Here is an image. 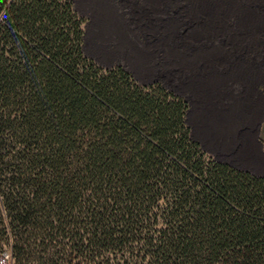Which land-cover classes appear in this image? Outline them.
<instances>
[{
    "label": "trees",
    "instance_id": "obj_1",
    "mask_svg": "<svg viewBox=\"0 0 264 264\" xmlns=\"http://www.w3.org/2000/svg\"><path fill=\"white\" fill-rule=\"evenodd\" d=\"M81 23L69 0H0L12 264H264V176L207 155L182 98L84 56Z\"/></svg>",
    "mask_w": 264,
    "mask_h": 264
},
{
    "label": "crops",
    "instance_id": "obj_2",
    "mask_svg": "<svg viewBox=\"0 0 264 264\" xmlns=\"http://www.w3.org/2000/svg\"><path fill=\"white\" fill-rule=\"evenodd\" d=\"M81 50L186 103L212 158L264 176V0H69Z\"/></svg>",
    "mask_w": 264,
    "mask_h": 264
},
{
    "label": "built area",
    "instance_id": "obj_3",
    "mask_svg": "<svg viewBox=\"0 0 264 264\" xmlns=\"http://www.w3.org/2000/svg\"><path fill=\"white\" fill-rule=\"evenodd\" d=\"M12 256L9 247L4 244L0 247V264H12Z\"/></svg>",
    "mask_w": 264,
    "mask_h": 264
},
{
    "label": "rangeland",
    "instance_id": "obj_4",
    "mask_svg": "<svg viewBox=\"0 0 264 264\" xmlns=\"http://www.w3.org/2000/svg\"><path fill=\"white\" fill-rule=\"evenodd\" d=\"M4 244H5V240L2 237V239L0 240V246H3Z\"/></svg>",
    "mask_w": 264,
    "mask_h": 264
}]
</instances>
